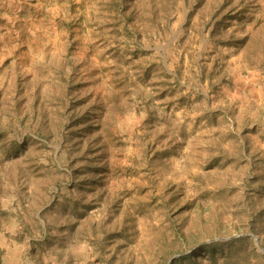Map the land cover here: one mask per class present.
Instances as JSON below:
<instances>
[{"label":"rangeland","instance_id":"1","mask_svg":"<svg viewBox=\"0 0 264 264\" xmlns=\"http://www.w3.org/2000/svg\"><path fill=\"white\" fill-rule=\"evenodd\" d=\"M216 240L264 264V0H0V264Z\"/></svg>","mask_w":264,"mask_h":264},{"label":"trees","instance_id":"2","mask_svg":"<svg viewBox=\"0 0 264 264\" xmlns=\"http://www.w3.org/2000/svg\"><path fill=\"white\" fill-rule=\"evenodd\" d=\"M98 117H102V113H100L98 116H97V120H96V124H95V127H98L100 121H98ZM90 119V118H88ZM75 121H78L76 124L78 125H81L82 123H84V120H82L81 117L75 119ZM75 123L72 124L73 125H76ZM90 127H92L91 125L89 126V129ZM94 127V128H95ZM90 131V130H89ZM99 134L98 136L99 137H102V133L100 131H98ZM104 165L105 163L102 161L101 162V166L102 168L104 169V171H107V168H104ZM238 238H232L229 240V242H232L234 240H237ZM239 239H248V236H243ZM224 242H221V241H213V242H210V243H207V244H198L196 243V245L192 246V249L191 251L189 252H180L178 254H176L177 256L173 255L171 256V259L164 263V264H198V257L200 256H203L205 253H206V250L208 248H211V247H214L215 245H220V244H223Z\"/></svg>","mask_w":264,"mask_h":264}]
</instances>
